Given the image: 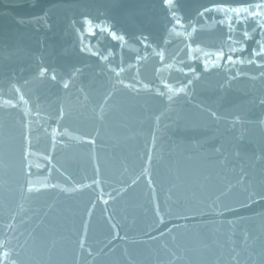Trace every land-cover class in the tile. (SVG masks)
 <instances>
[{
    "label": "water",
    "instance_id": "water-1",
    "mask_svg": "<svg viewBox=\"0 0 264 264\" xmlns=\"http://www.w3.org/2000/svg\"><path fill=\"white\" fill-rule=\"evenodd\" d=\"M253 6L0 0V264H264Z\"/></svg>",
    "mask_w": 264,
    "mask_h": 264
},
{
    "label": "snow or ice",
    "instance_id": "snow-or-ice-1",
    "mask_svg": "<svg viewBox=\"0 0 264 264\" xmlns=\"http://www.w3.org/2000/svg\"><path fill=\"white\" fill-rule=\"evenodd\" d=\"M214 2L223 4V3H227L228 0H214ZM251 2H253L254 4L253 9H252L253 12H255L256 8H260L261 11H264V0H251ZM166 3L171 5L173 3V0H166ZM206 11L219 12V11H222V9H207ZM244 11L247 12L248 10H244ZM221 23H223V21H221ZM257 27L264 28V24H257ZM244 36L245 37L248 36L247 30L244 31ZM261 55L264 56V51H262ZM229 60H231V57H229Z\"/></svg>",
    "mask_w": 264,
    "mask_h": 264
}]
</instances>
